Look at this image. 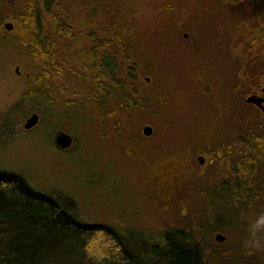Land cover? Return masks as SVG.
I'll return each instance as SVG.
<instances>
[{"label": "rangeland", "instance_id": "rangeland-1", "mask_svg": "<svg viewBox=\"0 0 264 264\" xmlns=\"http://www.w3.org/2000/svg\"><path fill=\"white\" fill-rule=\"evenodd\" d=\"M23 4L0 0V11L9 8L0 22V170L72 199L80 221L114 226L133 243L213 201L225 222L208 239L220 243L222 233V243L264 258V197L212 200L209 193L235 180L233 160L248 154L254 136L264 137V112L246 102L264 89V0H54L58 14L48 18L47 32L57 18L74 31L55 42L71 70L56 79L67 93L53 91L52 101L23 98L30 58L16 43L29 39L14 14ZM97 44L115 75L103 80L106 89L86 62L84 50ZM34 113L40 121L27 130ZM59 132L72 136L68 149L56 146ZM225 150L232 151L226 159ZM256 163L264 193V161ZM176 186L175 195L161 191Z\"/></svg>", "mask_w": 264, "mask_h": 264}, {"label": "trees", "instance_id": "trees-1", "mask_svg": "<svg viewBox=\"0 0 264 264\" xmlns=\"http://www.w3.org/2000/svg\"><path fill=\"white\" fill-rule=\"evenodd\" d=\"M23 2L20 10L14 12L29 39L26 43H16L18 50L30 58L28 87L23 98L33 96L52 101L57 98L53 91L67 93L66 87L56 79L71 70L65 54L55 42L59 36L70 37L74 28L58 23L57 18L54 21L56 29L47 32L48 18L58 14L53 9L54 0ZM5 9L9 12L3 5L2 11ZM2 11L0 22L7 17V12ZM262 34L264 36V32ZM102 46L97 44L84 50L88 55V68L96 73L95 81L98 82L115 77L113 70L100 61ZM72 72L77 75V70ZM64 103L73 106L75 102L66 98ZM15 108L22 111L23 106L20 103ZM255 137L248 143L249 149L245 151L248 154L239 163L233 160L231 172L236 175L235 180L228 185L219 181L209 190L212 200L222 193L252 202L264 197L258 187L256 163L264 161V137ZM224 152L225 159L232 153ZM178 188L162 187L161 191L172 196ZM198 188L207 194L205 187ZM214 208L212 201V207L198 216L185 212L184 217L190 216L177 218L172 227L155 235L144 231L146 237L133 243L114 226L80 221L74 214L76 206L72 199L40 193L21 175L0 170V264H264V258L251 248L208 239L211 233L224 228V215Z\"/></svg>", "mask_w": 264, "mask_h": 264}, {"label": "water", "instance_id": "water-1", "mask_svg": "<svg viewBox=\"0 0 264 264\" xmlns=\"http://www.w3.org/2000/svg\"><path fill=\"white\" fill-rule=\"evenodd\" d=\"M6 28L9 30L12 29L13 24L8 23L6 25ZM246 102L256 105L257 107H259L264 112V105H263L264 98L263 97H261L257 94H254V95L250 96L249 98H247ZM39 121H40V115H38L37 113H34L33 115H31L26 120L24 128L27 130H30V129L34 128L39 123ZM152 133H153V128L151 126H145L144 127V134L145 135L150 136V135H152ZM55 143H56V146L58 148L68 149L73 144V138H72V136H70L67 133L59 132L55 137ZM199 160H200V163L203 164L205 159L203 157H200ZM216 239L218 242L222 243L226 240V236L223 235L222 233H218L216 236Z\"/></svg>", "mask_w": 264, "mask_h": 264}, {"label": "flooded vegetation", "instance_id": "flooded-vegetation-1", "mask_svg": "<svg viewBox=\"0 0 264 264\" xmlns=\"http://www.w3.org/2000/svg\"><path fill=\"white\" fill-rule=\"evenodd\" d=\"M87 59H88V58H87ZM86 62H87V64H89V61H88V60H87ZM135 64H136V63H135ZM111 66H112V64H111V65H110V64L107 65V67H110V68H111V71H112L113 69H112ZM133 68H134V67H133ZM129 77H130V76H129ZM133 78H134V77H130L129 79L132 81ZM96 82H98V81L96 80ZM102 83H103V81H101V83H99V85H103ZM108 83H109V82H108ZM261 97L264 98V89H262V95H261ZM263 105H264V103H263Z\"/></svg>", "mask_w": 264, "mask_h": 264}]
</instances>
